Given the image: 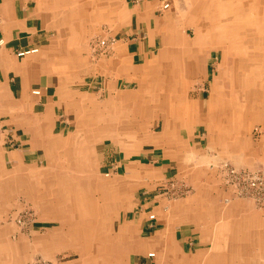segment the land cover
<instances>
[{
	"label": "crops",
	"instance_id": "0c3cea01",
	"mask_svg": "<svg viewBox=\"0 0 264 264\" xmlns=\"http://www.w3.org/2000/svg\"><path fill=\"white\" fill-rule=\"evenodd\" d=\"M122 3L123 7L120 8ZM220 3L238 4L234 7L238 15L232 18V24H225L229 19V16H226L221 19L222 22H218V29L213 30L211 28L213 25L208 26L207 20L215 15L203 12L199 8L206 4L198 3V6H193L189 12L182 8V0H0V41H3L0 43V177L15 180L20 177L31 179L35 176L32 175L35 167L48 159L57 165L60 162L65 164L63 169L58 166L42 171L41 177L44 178L42 184L46 187L41 192L40 200L37 197L41 208L46 211L44 218L47 217L48 222L54 223V231L61 234L58 240L65 237L63 240L65 242L77 241L74 238L76 232L73 231L72 234L67 230L66 220L64 221L67 209L64 196L82 192H78L73 185L67 192L64 189L67 183L59 180L72 179L71 183L75 184L78 179L91 178L86 162L89 165L97 162V171L98 161L101 159L99 144L105 140L122 144L120 139L115 141L114 137L117 129L113 121L114 106L128 108L129 96L137 95V102H131L136 109L140 111L151 108L152 102L147 100L146 96L140 101V95L146 94L145 89L152 87L153 83L155 86L160 84L162 79L154 78L151 69L153 72L157 66H161L162 69L167 65H164L168 62L165 60H169L170 70L167 74H163L166 72L165 69L161 72L163 80L170 84V88L167 87V92H161V95L162 93L168 95L162 106L166 108V112L163 111V116L159 119L161 121L164 118V123L158 136H150L146 140L145 135L143 136L141 140L143 148L149 145L165 146L168 144L166 141H169L185 146L184 156L190 154L187 159L195 157L194 151L186 147L178 132L183 127L195 130L198 125H204L210 132L217 129L218 140L225 141L232 132L230 136L232 134L235 140L241 141L242 125L249 123L250 119L241 117L243 107L241 85H238L236 90L241 102L235 104L231 111L222 110L221 93L227 83L226 77L230 75L228 70L225 71L227 75L221 79L215 67L217 76L212 80L213 95L208 101L206 112L203 110L200 95L193 99L190 89L195 83L201 84L209 79V68L206 66L211 57V49L208 48L214 47L215 51H219L223 50V47H234L235 43L228 37L230 33H235L234 37H239L238 39L243 41L261 38L257 44L242 45L240 42V47L250 55L246 56L247 66L250 61L264 66V54L261 56L259 53L258 59L255 54L264 46V36L260 35L261 30L264 31V20H261L264 15V0H215L218 8L221 6ZM165 4H169L167 9L163 8ZM123 8L125 18L120 20L117 14L123 11ZM245 8L249 10L247 19H253L248 26L240 25L239 22L243 14L241 10ZM254 9H257V12ZM174 10L178 12L172 16ZM166 11L171 13L165 14ZM195 18L197 19L194 22ZM166 19L169 22H166ZM115 20L118 21L116 25H119L117 27L119 43L114 46V53L106 61L109 68H106L103 79L98 82L97 73L102 70L91 67L90 76L81 81L83 85L89 83L90 91L86 92L88 95L92 94L100 83L99 93H105L106 101L90 99L87 104L90 103L95 108L92 112H85L90 118L84 121L85 114L83 120L81 115L78 117L76 114L77 126L72 130L75 102L78 101L83 106L85 104L83 100H89L81 97L82 95L77 98L78 87L76 88L74 84L77 79L74 77L76 76L74 68L85 66L87 62L91 64L87 58L90 54L83 55L85 36L92 32L97 22L112 24ZM184 24L186 26H183ZM201 28L206 31L200 32ZM238 31L240 33L237 34ZM159 35L161 48L157 58L154 62H148L155 56ZM202 35L208 38L205 40ZM30 49L39 51L24 57L17 55L18 52ZM124 67L130 70L124 73ZM250 75L254 77V81L259 77L255 71ZM124 82L137 84L138 90L134 92L120 90ZM180 82L183 84L182 88L186 90L181 93L177 91L176 85H172ZM263 89L264 87L256 88L258 100L264 101V94L261 92ZM37 91L40 93L35 94ZM157 104H160V100ZM162 108L155 110V107L152 114H159ZM99 113L105 118L98 121ZM164 114L167 115L166 118ZM171 116L179 119L178 122L175 121L176 125L174 121L172 122ZM229 117H232V124L229 123ZM178 123L183 125L181 129H178ZM86 130L89 134L80 140ZM143 132L145 134V131ZM48 162L50 163L49 160ZM134 164L128 167V171L133 172L137 178L142 172L139 168L146 163L138 160ZM96 171L93 175L97 173ZM127 175L133 177L130 173ZM48 185L54 189L46 193ZM4 186L5 181H0V197L4 192L2 191ZM28 187L30 189L27 188V193L34 194L33 185ZM113 188L115 186L102 189L103 197L109 201L110 196H113L112 199L120 202L117 206L116 219L121 218L118 223L135 228L139 234L137 241H130V245L139 244L137 250L133 249L129 255V258L137 259L134 264H264V212L263 214L251 212L250 203L235 197L232 202L231 198H228L232 195L229 190L221 189L218 196L220 199L208 198L199 190L181 203L168 208L161 207L163 203L160 201L157 205L160 209L157 218L151 221L148 216L153 213L154 208L151 209V205L157 200L156 197L151 200L152 194L144 191L133 193L131 187H124L118 191H114ZM132 194L134 195L132 207L129 208L127 203L124 204L125 207L121 206L123 198L126 199ZM79 199L80 196L77 197V200ZM108 205V202L105 203L104 217L111 221L110 224L115 225L114 222L117 221H114L115 209ZM62 206L65 208L62 209ZM60 208L61 213H57ZM247 208L250 211L249 215ZM98 210V207L95 208L96 221L102 217L98 215ZM55 216L58 221L54 220ZM89 217L91 219L94 214H89ZM51 235L55 234L53 232L47 234L45 231L42 233L43 239L47 242L50 241ZM19 243L22 242L18 240L12 244L4 242L0 245V250L4 246L5 250L8 249L16 255ZM69 249L71 250L67 251L73 253L78 251L74 245ZM150 251H154L152 252L155 254L154 259L149 257ZM71 255L75 257V254ZM3 257L7 255H0V258Z\"/></svg>",
	"mask_w": 264,
	"mask_h": 264
},
{
	"label": "rangeland",
	"instance_id": "374dc122",
	"mask_svg": "<svg viewBox=\"0 0 264 264\" xmlns=\"http://www.w3.org/2000/svg\"><path fill=\"white\" fill-rule=\"evenodd\" d=\"M198 3L204 5L206 4L203 8L202 6H199L203 12L215 15L211 16V18L207 20V25L210 24V26H216L211 27L213 30L217 29L219 26L218 22H222L221 19L226 16H230L228 21H225V24H232V18L235 16L237 17L238 15L234 10V7L238 6V4L235 3H232L231 5L220 4L222 6L218 8L215 4V0H191L190 2H188V0H182L181 5L182 8L184 7L187 11H189L193 9V6H198ZM120 5V8H122L123 3ZM241 11L243 14L241 13L242 17L239 20L240 25H250L253 22V19H247L249 10L245 8ZM254 11L257 12V9H254ZM177 12V10H174L172 12V16L176 15ZM169 13L171 12H165V14ZM124 14L125 9L123 8V11H120L117 14L118 18L123 20L125 18ZM115 17L116 14L114 13V18ZM263 18L264 15L261 17L262 21L264 20ZM196 19L197 18L194 19V22ZM163 20L165 21V19ZM116 22L118 21L115 20L112 24H110L99 21L92 32L85 36V41L83 42V55L88 56L87 53L90 54L91 57L88 56L87 58L91 64L87 62L85 66L74 68L76 75L74 77L77 78L75 79L76 83L74 84L76 88L80 87L79 89L77 88V98L82 95L81 97H86L89 100H83L85 103L83 106H81L78 101L75 102V113L73 114V124L71 126L72 130H74L77 126L76 114H78V117L80 115L83 117L86 111L88 113L94 111L95 108L90 105V103L87 104L90 99L94 98V100H98L100 102L106 101L105 93H99L101 90L100 83L97 85L98 88L92 91V94L88 95L86 92L90 91L89 83H85V85H83L84 83H81V81L90 76L89 70H91V67L102 70L98 72L100 74L97 73V78L98 82L103 79L106 68H109L106 61L109 60L110 55L114 53V47L111 50H107L99 44L101 41H112L114 39V46L119 43V36L117 35L119 31V28L117 27H119V25H116ZM166 22H169V20L166 19ZM183 26L186 25L184 24ZM199 31L202 33L205 32L203 28L199 29ZM261 32L262 33H260V35L264 36L263 29ZM203 37L204 39L208 38L207 36ZM160 42L161 35L157 38V50L155 52V56L153 59L148 60V62H154V60H156L158 55L157 53L161 48ZM261 47L262 50H257L255 52L257 56L256 59L259 58L260 54H262L261 56L264 54V46ZM208 49H211V57L209 58L208 65L206 66L207 69L209 68V79L207 81H203L204 84H202L203 82L201 84L195 83L190 89L192 92L190 95H193V99L199 95L202 98L201 104L203 105V110L205 112L209 106L208 101L213 95L211 88L213 77L217 76L216 70H218V66L222 64L223 60H226L222 57V54L219 51L216 52L213 48ZM208 49L205 50L208 51ZM238 53L240 55L238 56L237 54L235 58L238 61V66H242L243 68V70L241 69L243 73L242 76L246 77L247 75V78H250H242L240 80L243 106L241 117L243 118L244 116V118L247 117L253 120L251 121L249 119V123L242 125L241 141L235 140L232 137V134L230 136V133L232 132H230L226 140L223 141L221 139L218 140L219 134L217 129L210 132L204 125H198L195 127V130L194 128L192 130H188L186 127H183L181 123H178V129H181V126L183 127L180 132H178V135L183 139L187 145L186 147L189 150L194 151L195 157H189V159H187V156H184L185 146L177 143H169V141H166L168 144L165 146L156 147L149 145L143 148L141 140L144 135L146 140L150 136H158L162 131L164 118L161 121H159V119L163 116V111L166 112V108H162V106L164 99L167 98L168 95L166 96L167 93H162L163 95H161V92H167V87L168 89L170 88V84L163 80L161 72L165 69L166 72H163V74L169 73V60H165L168 62L164 63V65H167L163 66L162 69H160L161 66L154 68V72L153 69H151L154 78L157 77L158 80L162 79L160 84L158 83V86H155V83H153L152 87L145 89L146 94L140 95V101L144 96H146L147 100L152 102L151 108L146 110L142 109L140 111L138 108L136 109V106L131 102H137V95L134 97L129 96L130 104H127L129 106L128 108L122 109L114 106L113 121L116 125L115 128H117L115 129L114 137H116L115 141L120 139L122 144L113 143L111 140H105L99 144L98 151L99 155H101V159L98 161L99 164L97 171V162L94 164L90 163L91 165L86 162V168L88 169V173L91 174V178L78 179L76 180V185L71 183L72 179L59 180V182L62 181L67 183L64 188L67 192L70 191L68 190L70 186L71 188L75 186V189H77L78 192L82 191L79 200H77L78 195L67 194L64 196L66 197L64 200L67 204L64 221L66 220L67 230L71 231L72 234L73 231L76 232L74 238L77 239V241H75V243L63 241L65 240V237L58 240L61 234L54 231V223L48 222L47 217L44 218L46 211L44 212V209L41 208V205L39 204L40 197L42 196L41 192L43 191V188L46 187L44 186L45 184H42V181H44V178L41 177L43 174L42 171L51 170L52 167L58 166L63 169V166L65 165L64 163L61 164L60 162V164L57 165L55 162L51 161V159H48L50 163L48 160L43 163L40 162L39 166L37 168L35 167V170L32 171V175L35 176L31 179L20 177L15 180V178L0 177V181H5L6 184V186L2 189L4 192L0 197V245H3L4 242L12 244L17 240L22 242L18 244V251L16 255L12 253V251H8V249L5 250V247L2 246L0 255H7V257L0 258V264H134L137 259L129 258V255L133 252V249L137 250L139 244L132 243L130 245V241H137L136 239L139 238V234L135 228H129L126 224L121 225L118 223L121 219H116L118 218L117 206L120 205V202L116 201L115 198L112 199L113 196H110L108 201V199L106 200L102 194V189L112 188L114 186V191L121 190L124 187H131V191L133 193L144 191L148 194H152L151 200H154L155 197L158 200L151 205V209L154 208L152 212L156 214V217L160 210L157 208L160 201L163 203L161 207L168 208L173 204L181 203L186 198L191 197V194L197 193L199 190L206 194L208 198L215 199L220 196L221 189L224 191L229 190V192L232 193L230 197L228 196V198H231L232 202L235 197L239 200L250 203L252 205L251 212H261V214H263L264 101L256 98V88L258 87L262 89V87H264V66L254 64L252 61L248 62L247 66L246 56L249 57V53L244 50L241 52L238 50ZM228 59H230V57ZM128 70L130 69L124 67V73ZM227 70L229 74L232 73V67ZM252 71L259 74V77H257V80L255 81L253 80L254 77L250 75ZM233 81L237 82L235 84L236 86L238 84V80L234 79ZM159 85L163 87H159ZM172 85H176V89L180 93L182 91H186L182 88V82ZM231 86H233V84H230V87L227 86L224 90L226 91L231 89ZM119 89L124 90V92H134L138 90V86L132 82H124ZM236 90L233 95H225L229 103L226 108L222 104L223 111H231L234 109L235 104L237 105L240 103L238 100V98L240 99V95L238 96L239 93ZM261 92L264 94V89L261 90ZM159 100L160 104H157ZM153 107H156L155 110H157V108L158 110L162 108V113L160 112L159 114L153 115ZM244 112H246L245 115ZM137 113L140 115H137ZM99 114L97 115L98 121L101 118H105V116ZM164 116L166 118L167 115L164 114ZM89 118V114H85V119L83 117L82 120L84 119V121H88ZM171 120L172 122L174 121V124L176 123L175 121H179V119L176 120V118H173L172 116ZM229 123H233L232 117H229ZM143 131H145V134ZM88 134L89 131H84L81 135L82 139L80 140H83L84 136L87 137ZM117 135L119 137H117ZM147 150L149 152H147ZM138 160H143L146 165H142V168H139L142 172L141 175L136 178L134 177L133 172L128 171V167L135 165L134 163ZM57 161L58 160H56V162ZM54 169L55 168H53V170ZM95 171L97 173L93 175ZM140 171L138 172L140 173ZM82 173L86 174L85 172ZM127 173L132 174L133 177L127 175ZM107 174L108 176H106ZM242 175L256 178V189L251 187L249 180L247 182ZM29 185H33L34 194L29 192L27 193ZM53 189L54 188H52V186L48 185L45 192L47 193L48 190L51 191ZM133 196V194L127 196L126 199L129 197L127 202L126 199L123 198V204L121 203V206L125 207L124 204L127 203L130 206L129 208H131L133 205ZM37 197H39V200ZM218 198L220 199V197ZM113 201L114 203H112ZM107 202L109 203L108 206L114 207L115 209L114 221L117 220L114 222L115 225L110 224L111 221L105 219L104 217L106 215L105 203ZM51 204L53 203L51 202ZM97 207L99 209L98 215L102 216L99 217L98 221H96L97 219L95 218V214H97L95 208ZM63 208L65 207L62 206V209ZM61 211L62 210L60 208L57 210V213H61ZM247 212L249 215V208H247ZM89 214H94V217L89 219ZM55 218L56 219L54 220L58 221L56 216ZM44 231L47 234L52 232L55 234L53 236L51 235L49 242L43 239L42 233ZM73 236L74 235H72V237ZM122 240H125V242H122ZM73 245L78 248V251L74 253L67 251L71 250L69 248ZM150 252L152 253L154 251ZM71 254H75V257H71ZM151 259H154V257H151Z\"/></svg>",
	"mask_w": 264,
	"mask_h": 264
},
{
	"label": "bare ground",
	"instance_id": "6f19581e",
	"mask_svg": "<svg viewBox=\"0 0 264 264\" xmlns=\"http://www.w3.org/2000/svg\"><path fill=\"white\" fill-rule=\"evenodd\" d=\"M221 4V3H220ZM218 5V4H217ZM250 5V4H249ZM222 6V5H221ZM195 7V6H194ZM224 10V9H223ZM178 11V10H177ZM190 12V11H189ZM218 12V11H217ZM220 12V11H219ZM224 13V12H223ZM183 14V13H182ZM218 15V14H217ZM181 16V15H180ZM203 17V16H202ZM230 17V16H229ZM187 18V17H186ZM228 19V18H227ZM216 23V22H215ZM198 24V23H197ZM205 24V23H204ZM221 24V23H220ZM264 24V23H263ZM201 25V23H200ZM199 25V26H200ZM197 26V25H196ZM209 26V25H208ZM216 27V26H215ZM218 29V28H217ZM252 29V28H251ZM206 31V30H205ZM246 31V30H245ZM252 32V31H251ZM163 33V32H162ZM240 33V31L237 32V34ZM235 33H230L228 35V37H230V40L232 41V43H235L234 47L232 46H228V47H223V50H219V52L222 54V57H224L226 60L222 61V64L218 66V71L220 72V78L223 79L225 77V71H227L228 68L232 67V73L230 75H227V83L224 85L223 91L221 93V100H222V104L225 106V108L228 106L229 101H227L226 96L229 95H233L234 91L236 90L237 86L240 85V80L242 78L245 79H250L247 78L248 76L246 75V77H243V73H242V66H238V61L236 60L235 56L238 54V56L240 55L238 53V50L241 52V47H240V42H242V45H249L251 43H258L261 38L258 40L251 38L250 40H239L238 38H235L234 35ZM165 35V34H164ZM240 35V34H239ZM257 35V34H256ZM203 36V35H202ZM233 36V37H232ZM204 40V39H203ZM206 40V39H205ZM235 41V42H234ZM205 43V42H204ZM256 43V44H257ZM115 43L113 44L114 47ZM197 45V44H196ZM214 48V47H213ZM217 52V51H216ZM237 52V53H236ZM191 55V54H190ZM230 57V59H228ZM202 63V62H201ZM159 65V64H158ZM146 68V67H145ZM242 69V70H241ZM233 77V78H232ZM234 79L238 80V84L235 86V84L237 83L236 81H233ZM222 82V81H221ZM245 83V81H244ZM230 84H233V86H231L232 88L229 90H224L227 86L230 87ZM226 95V96H225ZM237 96V95H236ZM239 96V94H238ZM235 97V96H234ZM238 98V97H236ZM239 100V98H238ZM241 102V99L239 100ZM186 103V102H185ZM183 105V104H182ZM184 106V105H183ZM224 108V109H225ZM223 110V108H222ZM114 115V114H113ZM206 121V120H205ZM82 129V128H81ZM189 154V153H188ZM187 154V156H188ZM190 155V154H189ZM186 156V155H185ZM108 176V174L106 175ZM64 193V192H63ZM58 194V193H57ZM78 196H80V194H77ZM57 199V197H56Z\"/></svg>",
	"mask_w": 264,
	"mask_h": 264
},
{
	"label": "built area",
	"instance_id": "2783aa9c",
	"mask_svg": "<svg viewBox=\"0 0 264 264\" xmlns=\"http://www.w3.org/2000/svg\"><path fill=\"white\" fill-rule=\"evenodd\" d=\"M168 6H169V4H165V5L163 6V8H164V9H167ZM114 41H115V39L112 40V41H101V43H100L99 45L102 46V47H104V48L107 49V50H111V49L113 48V44L115 43ZM0 43H3V41H0ZM99 45H98V46H99ZM38 51H39L38 49L23 50V51H21V52H18L17 55L20 56V57H24V56H27V55L35 54V53H37ZM0 84H1V82H0ZM39 93H40L39 91L35 92V94H39ZM242 176L244 177V179H245L247 182H248V180H249V183H250V186H251V187H253V188L256 189V187H257V179H256V178H254V177L251 178L250 176H244V175H242ZM148 218H149V220L153 221V220H155L157 217H156V214L151 213V214H149ZM154 256H155L154 253H150V254H149V257H154Z\"/></svg>",
	"mask_w": 264,
	"mask_h": 264
}]
</instances>
